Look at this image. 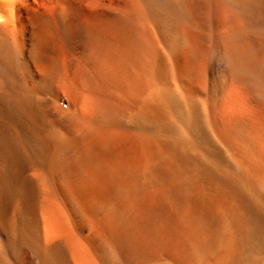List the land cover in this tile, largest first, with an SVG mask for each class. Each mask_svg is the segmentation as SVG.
Here are the masks:
<instances>
[{"label":"bare ground","instance_id":"1","mask_svg":"<svg viewBox=\"0 0 264 264\" xmlns=\"http://www.w3.org/2000/svg\"><path fill=\"white\" fill-rule=\"evenodd\" d=\"M222 146L264 183V0H0V264H258Z\"/></svg>","mask_w":264,"mask_h":264},{"label":"rangeland","instance_id":"2","mask_svg":"<svg viewBox=\"0 0 264 264\" xmlns=\"http://www.w3.org/2000/svg\"><path fill=\"white\" fill-rule=\"evenodd\" d=\"M230 147V148H229ZM228 148H225L224 146H222V148L223 149H229V150H231V151H229L230 153H228V151L226 150V154L228 155V156H232L233 158L232 159H234V158H239V160L241 159V157H239V155L237 154V149L235 148V147H231V146H229ZM234 150H236V151H234ZM234 152V153H233ZM232 153H233V155H232ZM234 155H236L237 157H235ZM238 158L237 159H234V162L236 161V166L238 167V165H240V163H241V165L239 166V167H241L240 169H241V172L244 170V171H247L248 172V174H249V178L247 177L248 176V174L245 172V174L247 175H245L244 174V171H243V174L245 175V178H246V181L249 183V184H251L252 182L253 183H255V184H253L252 183V186L254 187V185L255 186H257L256 188H257V190H259L260 191V193H261V195H262V197L264 198V183H262V181L260 180V178H259V176H255V174H253V173H250L249 171V168L243 163V160H238ZM240 162V163H238V162ZM247 167L248 169H246L245 167ZM147 171H145L144 170V172L142 173V175H143V178H144V181H145V183L146 184H149V185H147L148 187H147V190H149V191H154L155 192V194H156V196H157V194H162L161 196H162V198H161V196L159 197V195H158V197H159V200L157 201V200H155V203H154V205H153V217H155V218H153V223H154V226H155V228L156 229H158L159 228V226L161 227V226H163V227H165L166 226V224H169V222L170 221H168L167 220V213H166V210L168 209V208H174V207H176V205H175V203L173 202L174 200H175V198L173 197V195L172 194H170V193H167V192H165L164 190H163V187L165 186V184H166V182H167V178L166 177H163V176H160L159 175V173H158V171H157V169L156 168H151V169H146ZM251 175V176H250ZM252 175H254V176H252ZM155 176H157V177H155ZM160 176V177H159ZM152 177H154V178H156V179H158V180H156V179H154V178H152ZM159 177V178H158ZM255 177V178H254ZM252 179V182L251 181H249V180H251ZM255 180V181H254ZM257 181L259 182V185H257L258 183H257ZM148 182V183H147ZM257 183V184H256ZM151 185V186H150ZM149 187H152V188H149ZM263 189H262V188ZM263 190V192L261 191V190ZM154 192H152V193H154ZM163 196H164V198L166 199H164L163 200ZM169 196V197H168ZM161 198V199H160ZM173 198V199H172ZM157 201V202H156ZM167 201V202H166ZM158 203V205H156ZM167 203H168V205H167ZM174 203V204H173ZM165 204H166V206H165ZM159 206V207H158ZM159 214V215H158ZM161 214V215H160ZM157 217V218H156ZM158 220V221H157ZM221 219H215V238H211V237H209V234H201V239H203V240H206V238H209V244L208 245H204V246H202V247H200V245H198V247H196L195 249H197V252L198 253H200L201 255L203 254H206V253H209L210 252V249H211V244L212 243H214L215 242V246L218 248L219 247V243H218V239H220L219 237H220V235H222L223 233H224V229L226 230V224L224 223V222H221V221H223V220H221ZM156 221L158 222V223H156ZM166 221V224L165 223H163V222H165ZM168 222V223H167ZM221 222V223H220ZM157 224V225H156ZM159 224V225H158ZM158 226V227H157ZM204 235V236H203ZM203 236V237H202ZM205 238V239H204ZM211 238V239H210ZM212 239H213V242H211L212 241ZM218 244H217V243ZM206 247H208L207 249H206ZM216 249V248H215ZM260 248H258V247H256V248H254V254H255V257H256V259H258L257 260V263L258 264H264V250H259ZM208 250V251H207ZM259 250V251H258ZM203 251V252H202ZM196 252V256H198L197 258H196V261H195V263L194 264H202V263H200V262H203V261H205V260H207V259H210V258H212L213 256H214V254H215V256L219 253V249H216L215 250V253H213V254H207V255H204L200 260L201 261H199V262H197L198 261V259H199V257L201 256L200 254H198ZM200 255V256H199ZM160 258H162L163 260H166L167 259V254L166 253H163L162 255H161V257ZM165 258V259H164ZM203 259V260H202ZM157 263H159V264H170L169 262H159V261H156V264Z\"/></svg>","mask_w":264,"mask_h":264}]
</instances>
